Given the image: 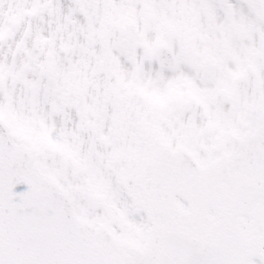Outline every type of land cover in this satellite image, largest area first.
I'll list each match as a JSON object with an SVG mask.
<instances>
[{
    "label": "snow or ice",
    "instance_id": "obj_1",
    "mask_svg": "<svg viewBox=\"0 0 264 264\" xmlns=\"http://www.w3.org/2000/svg\"><path fill=\"white\" fill-rule=\"evenodd\" d=\"M0 264H264V0H0Z\"/></svg>",
    "mask_w": 264,
    "mask_h": 264
}]
</instances>
